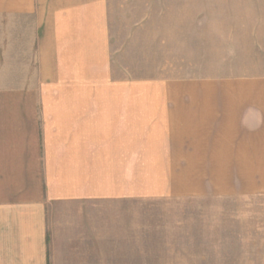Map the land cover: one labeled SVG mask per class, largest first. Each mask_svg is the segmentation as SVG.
I'll return each instance as SVG.
<instances>
[{
	"label": "crops",
	"instance_id": "1",
	"mask_svg": "<svg viewBox=\"0 0 264 264\" xmlns=\"http://www.w3.org/2000/svg\"><path fill=\"white\" fill-rule=\"evenodd\" d=\"M0 18L34 54L0 100V264L116 263L141 200L264 197V75L180 73L138 0H0Z\"/></svg>",
	"mask_w": 264,
	"mask_h": 264
},
{
	"label": "rangeland",
	"instance_id": "2",
	"mask_svg": "<svg viewBox=\"0 0 264 264\" xmlns=\"http://www.w3.org/2000/svg\"><path fill=\"white\" fill-rule=\"evenodd\" d=\"M138 5L164 15L171 38L180 39L172 41L171 66L187 77L264 75V0ZM26 38L24 24L0 18V100L17 97L20 86L34 79L26 78L34 74ZM122 258L108 264H264V197L141 200L138 252Z\"/></svg>",
	"mask_w": 264,
	"mask_h": 264
}]
</instances>
